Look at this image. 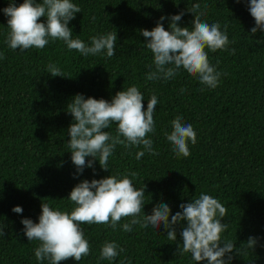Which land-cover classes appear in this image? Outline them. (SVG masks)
<instances>
[{
  "label": "trees",
  "instance_id": "obj_1",
  "mask_svg": "<svg viewBox=\"0 0 264 264\" xmlns=\"http://www.w3.org/2000/svg\"><path fill=\"white\" fill-rule=\"evenodd\" d=\"M12 2L19 6L23 0ZM71 2L81 8L69 22L73 38L91 46L92 36L116 31L113 57L108 58L106 52L83 56L63 41L51 39L43 49L9 48L5 42L8 17L2 11L9 0H0V53L4 55L0 59V226L4 231L0 264H49L36 260L34 249L40 242L28 241L21 220L38 223L42 202L53 210L70 212L75 205L67 198L75 185L126 171L139 174L132 178L137 189L146 185L144 214H151L163 202L174 215L181 203L201 193L218 199L227 209L221 221L228 224L222 240H231L240 252L231 254V264H264V32L251 34L255 20L247 0ZM196 3L202 21L219 23L221 31L227 26L228 50L206 49L210 63L222 73L218 86L207 88L183 69L168 81L147 80L155 67L140 30L151 31L161 16L181 11L185 15L180 26L191 27L194 16L187 11ZM168 23L164 21L165 30H169ZM50 62L64 78L51 77ZM133 85L145 97L144 110L151 95L157 96L155 133L146 138L153 141L158 155L145 151L136 159L143 146L117 145L109 158V171L102 170L97 161L95 175L93 169L85 168L77 176L67 143V130L73 123L67 104L76 94L110 102L117 92ZM177 116L196 132L197 142H189L188 157H177L165 136ZM104 131L115 135L116 125ZM16 206L22 207L21 214L12 211ZM130 220L122 218L115 230L105 224H82L90 254L79 262L69 259L61 264H196L190 253L176 254V242L167 239L162 226L133 225L131 232L123 231L121 225ZM181 227L176 226L178 243H182ZM249 237L257 238L254 250L241 248ZM105 241L116 242L124 251L112 261L101 260Z\"/></svg>",
  "mask_w": 264,
  "mask_h": 264
},
{
  "label": "clouds",
  "instance_id": "obj_2",
  "mask_svg": "<svg viewBox=\"0 0 264 264\" xmlns=\"http://www.w3.org/2000/svg\"><path fill=\"white\" fill-rule=\"evenodd\" d=\"M235 2L241 3V0ZM247 6L255 20L251 34L264 32V0H247ZM199 8L200 4L196 3L187 11L194 16L191 27L180 26L185 15L181 11L177 15L161 16L151 31L140 30L147 41L146 48L153 54L155 67L147 74V80L168 81L183 69L197 77L207 88L215 89L218 86L222 73L210 63L206 49L211 52L228 50L227 26L221 31L219 23L202 21L203 13L198 12ZM2 11L8 17L10 29L5 42L13 50L43 49L51 39L63 41L69 50H76L83 56L106 52V56L111 58L116 54V31L92 36L91 46L79 38H73L69 22L75 19L77 13H81V8L71 0H23L19 6L9 0V6ZM42 17L45 22H39ZM165 20L169 21V30H165ZM0 59H4L3 53H0ZM47 71L51 77L64 78L55 63L50 62ZM144 100L136 85L117 92L110 102L102 98H85L83 94H76L72 98L66 108L73 117V123L67 130L70 136L67 143L77 176L85 168L93 169L95 175L94 164L97 161L102 170L109 171V158L117 145L126 149L143 146L144 151H138L136 159L143 157L145 151L158 155L153 149V141L146 138L148 134L155 133L154 113L158 99L152 94L146 110ZM113 124L116 125L115 135L104 131ZM171 129L165 136L173 152L177 157H188L189 142L192 145L197 142L193 125L177 116L171 121ZM86 158L91 159L86 161ZM138 175L137 172L126 171L99 180H82L73 187L67 198L75 205L70 212L53 210L49 203L42 202L38 223L29 218L21 220L28 241L40 242L34 249L36 260H47L49 264H61L69 259L79 262L90 254V244L84 237L82 224H105L115 230L121 219L126 217H131V220L121 225L123 231L131 232L133 225L141 228L151 225L158 229L162 226L167 239L176 242V254L190 253L196 264H231V254L235 251L236 255H240L231 240H222V233L228 224L221 221L227 209L218 199L201 193L190 202L181 203L180 211L174 215L169 205L163 202L153 207L151 214H144L146 185L137 189L132 179ZM12 211L21 214L23 209L16 206ZM177 225H182L179 232L182 243L177 242ZM0 235H4L2 226ZM257 242V238L249 237L241 248L254 250ZM123 251L116 242L105 241L99 258L112 261Z\"/></svg>",
  "mask_w": 264,
  "mask_h": 264
}]
</instances>
